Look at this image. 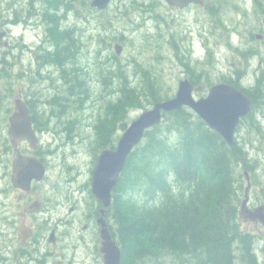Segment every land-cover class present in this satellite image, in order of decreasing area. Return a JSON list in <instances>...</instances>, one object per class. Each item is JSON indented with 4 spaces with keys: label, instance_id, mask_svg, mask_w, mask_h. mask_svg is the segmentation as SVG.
<instances>
[{
    "label": "trees",
    "instance_id": "trees-1",
    "mask_svg": "<svg viewBox=\"0 0 264 264\" xmlns=\"http://www.w3.org/2000/svg\"><path fill=\"white\" fill-rule=\"evenodd\" d=\"M75 1L65 0V32L59 20L46 32L52 47L46 51L49 60L65 65V82L72 94L80 76L78 52L84 47L82 38L79 41L73 35L75 30L68 23L70 12L76 9ZM49 2L53 17H59L62 0ZM252 4L256 9L264 7V0H254ZM82 5L92 11L88 0ZM87 20L89 16L84 22ZM102 44L108 47L111 42ZM245 59L248 60L246 56ZM127 61L128 65L120 63L117 69L109 68L111 80L106 82L114 90V97L101 103L105 112L102 117L107 116L101 123L112 119L121 129L129 124L130 108L145 110L171 97L164 92L158 72L150 64L143 67L137 60ZM4 71L0 69V78L9 76ZM259 79L256 82L262 88L258 94H247L254 99V108L263 109L264 76ZM118 80L126 84L121 90L114 82ZM87 95L82 92L78 96L86 100ZM254 119L253 123L248 122L249 130L244 131L246 127L241 125L234 145H229L221 134L185 107L164 113L160 123L145 131L113 191L112 226L122 251L121 264H261L260 239L242 227L240 215L244 170L253 174L256 187L261 184L264 189V182L257 178L261 147L259 158H252L255 147H249L259 141L258 133L261 140L264 138L263 124ZM96 132L99 133L98 129Z\"/></svg>",
    "mask_w": 264,
    "mask_h": 264
},
{
    "label": "flooded vegetation",
    "instance_id": "flooded-vegetation-1",
    "mask_svg": "<svg viewBox=\"0 0 264 264\" xmlns=\"http://www.w3.org/2000/svg\"><path fill=\"white\" fill-rule=\"evenodd\" d=\"M31 1L34 2L31 14L40 18L46 30L55 24V20H59L65 32V0H62L63 10L59 17H53L49 0ZM114 1L112 0L111 5ZM203 1L191 2L183 7L170 5L166 0L138 3L148 10L155 7L157 9L154 2L179 10L202 8L208 18L211 9L213 10L212 0ZM91 2L92 0L91 12L95 14L106 11L111 6L99 9L93 7ZM36 3L44 7L36 8ZM104 25L102 22L96 25V29H99V41L111 42L114 39L115 45L125 38L123 33L116 34L111 27ZM247 29L251 37V41L247 43L257 40L258 34L263 39L260 41H264V19L256 28ZM3 31L7 38L10 31ZM234 34L235 32L230 34L232 43ZM238 35L240 38L241 35ZM46 38L47 35L44 39ZM247 43L242 46L248 56H262V52L255 47L248 53ZM42 47L37 55L32 56L40 67L35 72L51 85L46 96L41 97L38 102L27 104L35 132L34 140L23 139L15 143L10 135L9 117L7 128L0 134V264H106L102 236L104 224L117 241L112 226L114 194L112 192L111 204L106 208L94 191V172L101 152L117 148L118 126L112 119L110 125L106 124L107 121L101 123L107 118L102 117L105 113L102 110L99 114H83L86 109L83 105L74 108L65 103V65L62 67L49 60L50 55L46 51L52 47L48 39ZM118 56L119 54L110 53L106 56V64L117 63ZM263 64L264 60H259L258 68L250 65L247 70L234 69L235 74L221 73L222 77L218 82L232 83L256 96V80L259 81L264 76ZM186 70L187 75H183L181 79H189L194 86L195 98L207 97L209 89L216 82L207 79L206 74L193 67ZM105 72L111 73L108 68ZM80 77L81 75L77 78L78 86L89 87L86 80ZM106 81L103 80V83L107 85ZM67 86L70 88V85ZM251 100L254 104V99ZM15 108L14 103L13 109ZM262 110L260 106H253L252 111L242 120L246 127L244 131L249 130L248 122L253 123L252 119L260 120ZM71 112L82 117L67 118ZM91 119L94 120L89 123ZM83 152L87 155L86 158ZM16 157L20 163L19 175L18 171L15 174ZM249 204L251 208L257 205L252 204L251 199Z\"/></svg>",
    "mask_w": 264,
    "mask_h": 264
},
{
    "label": "rangeland",
    "instance_id": "rangeland-1",
    "mask_svg": "<svg viewBox=\"0 0 264 264\" xmlns=\"http://www.w3.org/2000/svg\"><path fill=\"white\" fill-rule=\"evenodd\" d=\"M90 1L88 0L89 6ZM134 1L115 0L109 9L96 14L88 12V8L82 5L84 0L74 2L76 9L70 12L68 23L75 30L73 35L79 41L82 38L84 42L83 51L78 52L80 70L77 69V71L80 72V78L86 80V85L91 89L85 91L84 87L81 90L82 87L76 84L73 95L67 86L69 84L65 82V103L74 108L83 105L86 107L83 114L88 112L99 114L103 109L101 103L114 97L112 94L114 90L108 86L111 80L110 73L105 70L111 67L117 69L120 63L125 65L128 58L141 62L143 67L150 64L154 71L157 70L158 82L164 92L170 95L176 93L180 79L183 75H187L186 69L191 67L206 74L207 79L218 82L222 74L230 75V72L235 74L234 69L247 70L250 65L258 68L259 60H264V41L255 39L247 43L251 41L247 28L252 29L259 26L264 19V7L256 9V6H252L247 10L248 0H212L214 8L211 9L210 17L207 18V13L202 8L179 10L161 3L162 7L160 2H157V6H160L159 9L157 7V12L156 7L148 10L145 6H136L138 1L147 2L148 0H136V3ZM33 3L31 0H0V33L4 29L10 31L7 38L0 37V59L3 61L0 62V69L5 70L3 72L5 75H9L0 78V134L8 126L7 117L14 112L16 98L21 96L27 104L32 101L38 102L50 90V82L36 74L35 71L40 67L37 60L32 57L37 55L43 48L42 45L47 42V38L44 39L47 31L45 26L42 25L39 17L35 18L31 14ZM35 7L43 8L44 6L41 7L36 3ZM88 16L90 20L84 23L85 17ZM100 22L106 27H111L114 33H123L125 36L122 41H119L124 49L118 56L117 63L106 64V56L113 54L112 51L115 52V40L113 39L108 47L98 40L99 29H96V25ZM232 32H235L234 43H230ZM238 33L241 35L240 38ZM244 43H247L248 53L255 47L262 52V56H248L246 60L238 51V48H244L242 46ZM206 48L208 50H205ZM97 51L101 54H96ZM178 56L183 58V62ZM240 61L241 64H239ZM138 69L140 70L141 67L138 66ZM103 80L109 81L107 86L104 84L103 87ZM114 82L119 90L126 85L124 81ZM259 88L261 89L258 85ZM82 92L88 93L86 100L78 96ZM147 107L150 108L152 105ZM142 111L130 108L129 123L136 119ZM72 116L82 117V115L71 112L67 118H72ZM93 120H89V123ZM260 121L264 126V108ZM106 124L110 125V121ZM122 133L121 128H118V135ZM256 137L259 141L253 142V145L249 147L251 149L255 147L251 153L252 158H259L258 152L261 147L259 155L263 159L259 158L260 167H258L257 175L259 176L257 178L259 182H264V139L261 140L259 133ZM83 156L87 157L84 152ZM240 169L244 170L243 167ZM246 185L247 181L244 179V187ZM243 199L244 192H242L241 201ZM251 200L252 204L264 203V189L261 184L251 190ZM242 227L255 233L260 239L261 248L258 257L259 262L264 264V249L262 250L264 248V225L260 222L242 219Z\"/></svg>",
    "mask_w": 264,
    "mask_h": 264
},
{
    "label": "water",
    "instance_id": "water-1",
    "mask_svg": "<svg viewBox=\"0 0 264 264\" xmlns=\"http://www.w3.org/2000/svg\"><path fill=\"white\" fill-rule=\"evenodd\" d=\"M111 0H92L91 5L99 9L108 7ZM171 5L185 6L191 2L203 3V0H166ZM6 32H1L0 37ZM260 38V36H258ZM123 46L116 44L117 53H121ZM193 85L188 79L180 82L178 91L174 97L157 101L152 107L143 110L125 129L119 139L117 148L104 149L100 154L94 172V191L102 200L105 207H109L112 199V191L115 189L120 173L127 162L128 156L134 147L141 141L145 131L160 123L163 114L168 111L180 109L187 105L193 108L206 123L220 133L229 145L235 143V132L242 117L252 109L251 99L240 89L229 83H217L209 92V95L200 100L193 96ZM201 90V87L198 88ZM16 110L10 116V135L16 143L19 140H34L35 132L32 128L31 116L27 104L22 98H16ZM19 159L16 157L15 174L19 171ZM22 167V166H21ZM23 171V167H22ZM248 180L245 198L241 204V210L246 220H260L264 224V204L255 209L248 205V189L251 186L249 172L245 171ZM105 211V209L103 210ZM103 251L106 264H121L122 251L113 235L104 224L102 230Z\"/></svg>",
    "mask_w": 264,
    "mask_h": 264
}]
</instances>
